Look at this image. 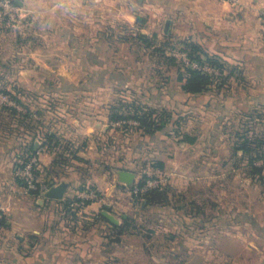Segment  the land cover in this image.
<instances>
[{
	"label": "crops",
	"instance_id": "obj_1",
	"mask_svg": "<svg viewBox=\"0 0 264 264\" xmlns=\"http://www.w3.org/2000/svg\"><path fill=\"white\" fill-rule=\"evenodd\" d=\"M14 1L22 8L25 16L31 8L44 9L38 12L43 20L48 14L45 9H51L56 14L57 19L53 20L56 27L44 38L47 40L45 42L55 38L59 46H44L30 54L39 60V57L45 59L46 55L59 52L57 57L62 56L68 65L61 61L52 66L54 59H50L53 61L51 65L48 60L45 63L41 59L33 68L20 66L19 81L0 78V87L29 90L35 96L26 95L24 103L36 102L37 99L41 106L38 109L39 120L32 122L22 113L0 112V206L5 210L4 229L0 231V264H105L104 254L118 243L112 241L113 232L107 223L98 221L92 226L88 224L86 227L69 229L66 227V219L62 218L63 202L67 198L78 197L86 184L101 189L106 202L104 205L92 203L83 213L96 215L109 210L118 215L113 199L118 195V174L114 175V169H100V160L106 154L98 148L97 139L98 135L107 134L109 129V114L102 94L110 92L114 98L117 90L122 87H138L153 107L162 106L174 113L190 109L202 114L203 120L207 113L217 115L215 123L211 121L208 128L196 126L192 132L186 133L195 138L193 143L174 139L168 129L146 136L140 133L133 144L132 155L128 157L132 159V166L138 169L141 161H148V167L153 168L170 189L173 187L176 190L172 184L180 175L175 173L177 167L174 166L185 159L187 165L181 166L185 175H181L178 182L186 185L185 191H188L202 181L198 176L188 175L191 163L204 168L206 164L213 165L220 160L223 147L219 122L230 112L264 110V0H100L101 4L117 9L119 13L112 19V26L116 28L115 36L119 35L120 27H125L132 32L138 30L153 35L162 42L189 40L201 45L209 54L222 57L229 64H242L245 69L244 92H233L226 101L210 92L204 95L184 92L178 81V71L166 62L159 68L162 75L159 78L153 76L156 69L155 65L145 61L149 55L146 48L128 44V52L133 59L126 58V64L121 65V60L116 58L118 49L109 57V47H105L107 42L104 43L106 39L100 36V47H93L89 33H78L75 28L61 25L63 17L60 16V9L83 8L85 12L86 7L91 6L90 0ZM144 15L147 21L142 24ZM72 18L74 21L73 15ZM168 23L170 29L167 30L165 26ZM111 34L108 39L115 37L114 31ZM116 38L120 41L119 37ZM121 44L127 45L126 42ZM14 52L20 55L21 49H15ZM1 68L0 71L3 70ZM28 71L32 73L26 77ZM42 72L46 73V78L34 75ZM211 117L207 116L208 119ZM48 135L54 136L50 148L44 145ZM34 137L35 150L41 152V180L55 185L63 181L69 184V192L63 201L45 199L40 203L42 198L27 192L24 184L16 177L18 153ZM68 152L71 158L60 157L62 154L67 157ZM119 160L116 158L111 163L118 171L123 167ZM186 166L190 168H184ZM197 167L196 172L199 170ZM261 198L260 202L264 201V194ZM193 200L190 202L196 203L195 215L200 217L205 208L199 206L201 203H198V197ZM212 204V216L204 224L205 227L218 232L225 229L230 231L238 225L236 221L227 219L221 229L217 221L219 212L213 215V209L218 211L219 206L213 201ZM246 212L249 218L245 225L254 236H249L251 239L234 236L231 241L219 239L217 242L222 245L218 247L229 249L225 256L229 264H264V219L258 220L251 209ZM86 220L92 221L90 217ZM202 248V245H193L192 249H196L197 253L185 263L195 261L196 264H203L204 257L198 253ZM95 255L100 257L99 261H93ZM212 258L215 261L217 259L211 257L214 264Z\"/></svg>",
	"mask_w": 264,
	"mask_h": 264
},
{
	"label": "rangeland",
	"instance_id": "obj_2",
	"mask_svg": "<svg viewBox=\"0 0 264 264\" xmlns=\"http://www.w3.org/2000/svg\"><path fill=\"white\" fill-rule=\"evenodd\" d=\"M89 3L91 6L86 7L85 12L83 8L68 9L66 7L60 9L62 10L60 16L63 17V24L61 25L65 28H75L78 33H89L92 36L93 47H100L98 40L100 36L101 39L102 37L103 40L106 39L104 43L107 42L105 47H109V57L111 58L114 50L118 49L119 53L115 56L117 60H121V65L126 64V58L133 59V56L128 52V44L133 46L138 45L141 46V48H145V44L137 37L138 30L137 32H132L125 27H122V29L120 27V30L118 31L119 35L116 34V36L120 38V41L116 38V28L112 26V19L114 16L119 15L116 11L117 9L101 4L100 0H90ZM28 10H30V12L25 16L19 27L0 28V66L3 67L1 68L3 70L0 71L1 79L7 77L10 81H19L21 75V72L19 71L20 66L25 65L29 68H33V66L37 65L42 60H44L45 63L48 60V64L51 65L53 61L50 59H54L55 62L52 66L60 64L61 61L64 62L66 66L68 65L67 60H64L62 56L57 57L59 52H56V54L54 53L53 55H46L47 57H45V59L44 57H39V60H36L35 57L31 56V52L41 48L43 49L44 46H47V48H57L59 42L55 38L54 40L49 38L48 42H45L47 40L44 38V36L46 37V35L51 34L52 29L56 27V24H54L55 22L53 21H56L57 19L55 18L56 14L53 13L51 9H45L48 10V14L43 20L38 16V12L44 9L31 8ZM72 15L74 16V21ZM88 16H90V18ZM87 21H90V23ZM146 21L147 18L144 15L141 23L145 24ZM169 26L170 24L168 23L165 26V29H170ZM113 31V36L115 37L108 39ZM159 31L162 33V30ZM148 36L149 38L153 37V35L150 34ZM155 39L156 43L159 45L158 47L164 48L167 55L176 59V64L178 66H173V68L177 71L178 68H180L181 71L191 68L188 62L185 61L184 55H186L188 61L201 64L198 61L192 60L188 56V52L184 51V44L191 41L172 39L170 41L162 42L156 37ZM122 42H126L127 45H122ZM15 49H21V54H16L14 52ZM148 50L149 55L148 57L146 56L145 61L146 63L155 65L154 69H156V71L153 72V76L155 75L159 78L160 75H162V72L159 73V68L164 65L165 60L155 51V47L151 49L148 48ZM225 64V72L221 71L222 75L219 77V79H223L221 80L224 84L223 87L219 89L215 82L212 86V91H210L212 95L223 101H226L228 96L233 92H244L243 82L245 76V69L242 64L233 65L228 62H225ZM232 66L237 68V73L234 77L229 78L228 76L230 75ZM30 73L32 72L28 71L26 77H29ZM34 75H37L36 77L39 76V78L47 77L46 73L43 72L34 73ZM2 89L3 87H0V90ZM5 89L12 92L19 100L22 98L24 106L9 97V101H7L5 99L7 96L0 92V112L6 111L4 110V105L7 104L9 107L17 109L20 115L25 114L26 116L29 114L28 121L32 122L39 120L40 113L38 109L41 108L39 104L40 102H37L36 99V102H28V104L24 103V99L27 98V96L33 97L35 94L31 93L29 90L21 91L19 88L15 89L14 87H5ZM102 95L107 104L106 108L109 114V129L107 130V134L104 136L98 135L97 139L98 148H101L102 152L106 154V157H103L100 160V169H114V175L117 176L119 169L113 167L111 163L112 160H115L116 158L121 159L119 160V163H122V168L133 167L134 170L139 172L135 182V184L138 185L142 176L140 174L144 167H148V161L145 163L141 161L138 169L132 166V159H129L128 157L132 155L133 144L141 133L139 130L140 122L134 118L112 120L111 115L113 113V107L120 106V102L130 105L137 103L144 106L151 105L147 102L146 98L142 96L138 87H122L117 90L114 98L110 92H105ZM96 105L99 106V103L96 102ZM214 106L216 107V105ZM154 108H158L160 113L163 110H167L162 106ZM214 110H217V108H214ZM132 111L133 109L131 112L126 111V114L129 115ZM7 112L10 111L8 110ZM201 115L202 114L197 113V111L193 112L190 109L177 113V117L182 118L180 125L182 133L185 134L189 131L192 132L196 126L208 128L211 126V121L213 124L217 118L216 114L212 116L207 113L206 119L203 120ZM207 116L212 117L208 119ZM213 117L214 119L212 120ZM227 117H230V119L228 120ZM219 123V128L221 129L220 138L222 139L221 146L223 147L221 148L222 152L220 153L219 162H214L213 165L212 163H208L204 168H198L194 163H191V168L190 166L184 167L186 169L190 168V173H188V175H191V177L198 176L199 179H202L201 182L203 183L200 182L198 185L195 184L192 188L188 189V191H185L186 185L182 184L181 181L178 182L181 175H185V173L181 171V166L187 165L185 159H181L182 162L178 163L177 166H174L177 167L175 173L180 175L175 178V181H173L172 184L177 190L172 186L173 189H170L169 185L164 181L162 188L168 189L167 198L164 199V197H161L160 203L152 202L148 207H144V195L136 196L133 194L134 185L128 186L122 183L118 184V195L116 194L115 198H113L116 202L117 216L121 220V223L126 219H129L131 221L132 230L131 233L129 232L125 234L124 237L121 236V238L116 235L112 236V238H114L112 241L118 243H116L117 246L115 245L114 249L108 250V252L104 254L105 264H186V260L188 258L191 260L190 256L197 253L196 249H192L193 245L203 246V248L198 251V253L202 254L204 257L205 262L203 264H212L210 260L212 256H215L217 259L215 261V258H212L214 264H229L225 257L228 255L229 249L221 248V246L218 247V245H222V243L219 244L217 241L219 239L227 241L229 239V241H231V238L234 236L239 239H244L245 237L251 239L252 237L249 236H254L253 233H251L252 231H250L249 228H247V225H245V223H248L249 218V216L246 215V210L251 209L252 213L256 214L254 216L258 220L261 221L264 219V201L262 200L260 202V200L263 199L261 198V195L263 196L264 194V172L261 174L262 177H260V175L251 177V169L248 168L249 156H243L242 151L236 154L235 145L241 143L240 134L243 135L248 133L247 131H249L248 134L250 138L252 140L255 139L258 133L264 131V120L253 119L246 122V120H243L242 112L233 114L230 112V114ZM176 128V126L170 128L172 137L180 141L183 136L180 137L176 134ZM25 152L26 148L18 153L19 157L17 156V166L21 164V161L26 159L27 155ZM70 152L66 153L68 154L67 157L63 154L60 157L64 159L68 157L71 158L72 156H70ZM149 165L152 166L150 163ZM257 165H264V161H258ZM196 167L200 171L198 170L196 172ZM192 169H194V171ZM148 170L149 172H153V168L151 167H148ZM153 173L157 176L156 178L162 179L156 172ZM38 174L40 175V170L38 171ZM211 178L214 180H210ZM47 182L51 183L50 181ZM51 184L53 185L54 183ZM87 189H92L105 198V194L98 187L86 184L82 191ZM195 197H198V203H201L199 206L205 208L203 210L204 214L200 217H195V211L197 210V206H195L196 203L190 202V200L193 199V201H195ZM212 201L219 206L218 211L215 210L216 208L213 209V215L219 212L217 215L221 219L235 220L238 224L235 228L230 229V231L225 229V231L217 232L210 231L209 227L204 226L207 221H210L212 216L210 214V209L214 207ZM239 214L241 216L238 217ZM185 215L194 217L196 220L193 219L188 221ZM85 217L80 216L79 221L84 222L88 216L85 215ZM219 225L222 229L223 226H221L220 223ZM66 227L70 229L67 225ZM122 238L123 241H120ZM92 259L93 261H99L100 257L97 258L95 255ZM190 264H196V262L194 261Z\"/></svg>",
	"mask_w": 264,
	"mask_h": 264
},
{
	"label": "trees",
	"instance_id": "obj_3",
	"mask_svg": "<svg viewBox=\"0 0 264 264\" xmlns=\"http://www.w3.org/2000/svg\"><path fill=\"white\" fill-rule=\"evenodd\" d=\"M264 19V15H263ZM141 19L139 18V22ZM137 37L145 44V48H156V52L160 54V57L165 60L166 63L170 64L171 66L177 67L176 59L173 57H170L167 55L164 48L158 47L159 45L156 43L155 36L152 38H149L148 35L142 33L141 31L138 32ZM184 51L188 52V56L194 60L200 62L203 64L211 65L212 67H216L221 69V71L225 72L226 64L225 61L222 59V57L218 55H211L207 51L203 49V47L197 43L193 42H186ZM204 56V57H203ZM236 67H231L229 78L234 77L236 75ZM223 80L216 78L215 76H211L207 73H204L197 69L187 68L185 71H181L180 68H178V81L181 85V88L184 92L190 94V95H204L205 93H209L212 91V86L216 82V86L221 89L223 87ZM17 89V88H15ZM1 94H5L7 97H9L12 100L17 101L19 104L23 105V102L18 99L12 92L8 91L3 87ZM120 106L113 107V113L111 115L112 120H125L128 118H134L137 119L140 122L139 130L141 131V134L146 135H152L159 131L163 130H169L170 128H173L176 126V134L180 137L183 136V140L187 142H195V138L191 137L189 134H184L181 131V117H177V113L169 112L167 110H163L161 113L158 111V108H154L151 106H144L142 104H125V103H119ZM4 110L10 111L12 114H17V109L13 107H9L7 104L4 105ZM133 109L132 113L126 114V111H130ZM125 110V111H123ZM29 117V114L26 115V118ZM243 120L251 121L253 119H259L264 120V110L256 109L255 111L251 113H243L242 112ZM228 120L230 118H227ZM227 120V122H228ZM249 133V131H247ZM245 133L243 135L240 134V140L241 143H237L235 145V153H239L240 151L243 152V156H249V162H248V168L251 169V177H256L257 175H260L264 172V165H257V162L260 160L264 161V131L257 134V137L255 139H251L249 134ZM252 133V132H250ZM172 135V133H171ZM252 135V134H251ZM254 137V136H252ZM35 137L28 141L26 146V152L25 154L27 156H30L32 154H35L37 151L35 150ZM54 141L53 135L46 136V141L44 142V145L49 147ZM121 170H127L135 173L137 176L139 175V172L137 170L131 169V168H122ZM143 172V173H142ZM141 172V180L138 183V186L142 187L145 185V183L149 179H155L157 176L154 175L155 172H149L148 167H144L143 171ZM167 188H156L153 189L147 193L144 194L145 200L143 201L144 207H148L152 202L154 203H160L161 197H164V199L167 198ZM32 195L38 197V194L36 192H32ZM75 203L74 206H72V203ZM92 204L91 201H84L77 197L75 198H67L65 202H63V219H66V225L70 227L71 229H76L78 227H86V225L90 224L91 226L93 224H96L98 221H102L107 223L109 230L113 232V235L116 236H123L127 233H131L132 226L131 221L129 219H126L121 225H115L112 222H110L104 215H102L101 212L98 214H88L83 213L84 210ZM88 216L92 221H84L80 222L79 218L80 216L85 217ZM241 216L240 214L238 217ZM186 219L188 221L196 220V218L191 216H186ZM197 217V216H195ZM86 218V217H85ZM218 222L221 225H224L227 220L221 219L220 217L217 219ZM230 221H234L233 219H230ZM5 222V221H4ZM3 222V225H4ZM89 222V223H88Z\"/></svg>",
	"mask_w": 264,
	"mask_h": 264
},
{
	"label": "built area",
	"instance_id": "obj_4",
	"mask_svg": "<svg viewBox=\"0 0 264 264\" xmlns=\"http://www.w3.org/2000/svg\"><path fill=\"white\" fill-rule=\"evenodd\" d=\"M25 15L23 10L19 7L14 0H0V28H13L19 27L22 23ZM185 61L188 62L192 69L200 70L211 76H215L219 79L222 72L216 67H212L208 64H199L196 62H190L184 55ZM9 101L8 97L5 98ZM40 151L35 154L26 156V159L21 161L20 165L17 166V177L23 182L27 192H36L39 198H43L45 193L51 188L52 184L47 181L41 180L38 171L41 169ZM164 183L163 179L155 178L149 179L144 186L140 187L134 184L133 194L136 196L144 195L145 193L162 187ZM84 201H91L93 203H105V198L92 189L83 190L77 197ZM75 203H72L74 206ZM5 221V210L0 206V231L3 229V222Z\"/></svg>",
	"mask_w": 264,
	"mask_h": 264
},
{
	"label": "water",
	"instance_id": "obj_5",
	"mask_svg": "<svg viewBox=\"0 0 264 264\" xmlns=\"http://www.w3.org/2000/svg\"><path fill=\"white\" fill-rule=\"evenodd\" d=\"M137 179V175L131 171L120 170L118 171V180L120 183L131 186L134 185ZM69 192V184L65 181L59 184H53L51 188L45 193L44 197L40 200L43 203L45 199H52L56 201H63ZM104 215L110 222L115 225H121V220L111 211L103 210Z\"/></svg>",
	"mask_w": 264,
	"mask_h": 264
}]
</instances>
